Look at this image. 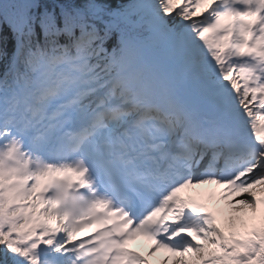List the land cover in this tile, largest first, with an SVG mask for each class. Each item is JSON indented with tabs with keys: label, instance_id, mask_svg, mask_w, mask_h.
Here are the masks:
<instances>
[{
	"label": "snow or ice",
	"instance_id": "snow-or-ice-1",
	"mask_svg": "<svg viewBox=\"0 0 264 264\" xmlns=\"http://www.w3.org/2000/svg\"><path fill=\"white\" fill-rule=\"evenodd\" d=\"M0 264H264V0H0Z\"/></svg>",
	"mask_w": 264,
	"mask_h": 264
},
{
	"label": "bare ground",
	"instance_id": "bare-ground-1",
	"mask_svg": "<svg viewBox=\"0 0 264 264\" xmlns=\"http://www.w3.org/2000/svg\"><path fill=\"white\" fill-rule=\"evenodd\" d=\"M242 195H246V194H242ZM219 192H215L214 193V198L210 201H208L209 203V208L212 207V208H219V209H223L224 210V213L225 215L227 214V212L229 211L227 206H226V202H220L219 199ZM168 254L167 253H164L162 251H158L156 253V255L154 257H151L150 259L152 260H157V259H161L165 256H167Z\"/></svg>",
	"mask_w": 264,
	"mask_h": 264
},
{
	"label": "rangeland",
	"instance_id": "rangeland-1",
	"mask_svg": "<svg viewBox=\"0 0 264 264\" xmlns=\"http://www.w3.org/2000/svg\"><path fill=\"white\" fill-rule=\"evenodd\" d=\"M219 208H217V210H218ZM134 247H138L139 246V244L138 243H136V244H134L133 245ZM145 251H146V248L144 249Z\"/></svg>",
	"mask_w": 264,
	"mask_h": 264
}]
</instances>
